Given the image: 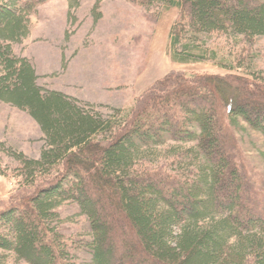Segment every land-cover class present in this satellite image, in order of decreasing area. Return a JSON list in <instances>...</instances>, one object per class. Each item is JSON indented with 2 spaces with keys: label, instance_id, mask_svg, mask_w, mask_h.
<instances>
[{
  "label": "trees",
  "instance_id": "1",
  "mask_svg": "<svg viewBox=\"0 0 264 264\" xmlns=\"http://www.w3.org/2000/svg\"><path fill=\"white\" fill-rule=\"evenodd\" d=\"M50 1L0 0V101L29 113L46 140L41 158L12 152L21 180L0 212V264H264V178L233 116L248 113L264 134V69L249 62L264 0H134L179 9L175 61L228 73L172 72L110 114L41 85L17 54ZM67 202L91 222L86 262L61 227Z\"/></svg>",
  "mask_w": 264,
  "mask_h": 264
},
{
  "label": "rangeland",
  "instance_id": "2",
  "mask_svg": "<svg viewBox=\"0 0 264 264\" xmlns=\"http://www.w3.org/2000/svg\"><path fill=\"white\" fill-rule=\"evenodd\" d=\"M53 0L32 16V33L15 44L17 54L40 69L41 85L63 91L110 114L129 108L160 79L172 72L227 74L213 61L181 63L173 58L171 32L178 8L145 6L134 0ZM253 49V48H252ZM264 69V38L249 54ZM248 56V57H249ZM240 119L238 135L249 161L264 178V134L249 114ZM46 146L40 124L27 112L0 101V212L18 196L20 163L13 151L41 158ZM62 229L89 259L86 244L91 222L79 204L61 208ZM7 264H29L12 255Z\"/></svg>",
  "mask_w": 264,
  "mask_h": 264
},
{
  "label": "crops",
  "instance_id": "3",
  "mask_svg": "<svg viewBox=\"0 0 264 264\" xmlns=\"http://www.w3.org/2000/svg\"><path fill=\"white\" fill-rule=\"evenodd\" d=\"M36 64V63H35ZM36 67H37V70H38V73H39V71H40V69H39V67H38V65L36 64Z\"/></svg>",
  "mask_w": 264,
  "mask_h": 264
}]
</instances>
